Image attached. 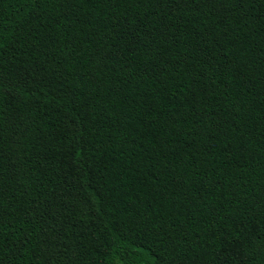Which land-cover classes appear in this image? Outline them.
Instances as JSON below:
<instances>
[{"label": "trees", "instance_id": "obj_1", "mask_svg": "<svg viewBox=\"0 0 264 264\" xmlns=\"http://www.w3.org/2000/svg\"><path fill=\"white\" fill-rule=\"evenodd\" d=\"M0 264H264V0H0Z\"/></svg>", "mask_w": 264, "mask_h": 264}]
</instances>
